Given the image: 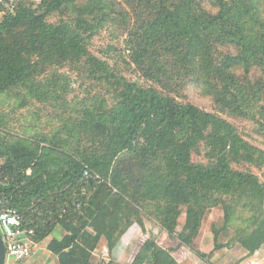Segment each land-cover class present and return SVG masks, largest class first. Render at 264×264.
<instances>
[{"label": "trees", "instance_id": "1", "mask_svg": "<svg viewBox=\"0 0 264 264\" xmlns=\"http://www.w3.org/2000/svg\"><path fill=\"white\" fill-rule=\"evenodd\" d=\"M120 1L21 3L0 21V94L22 87L38 97L35 82L62 69L106 94L82 104L66 139L15 138L0 126V203L58 264H93L102 236L111 252L142 217L174 235L182 214L178 241L196 254L193 240L213 209L223 222L210 227L214 250L236 218L233 237L253 254L264 244V185L252 172L264 171V150L220 114L264 119V0ZM53 14L61 18L47 22ZM115 18L126 56L153 86L127 80L91 52L92 38ZM191 86L217 113L182 101ZM199 151L205 163L192 161ZM143 249L140 264H175L151 241Z\"/></svg>", "mask_w": 264, "mask_h": 264}, {"label": "rangeland", "instance_id": "2", "mask_svg": "<svg viewBox=\"0 0 264 264\" xmlns=\"http://www.w3.org/2000/svg\"><path fill=\"white\" fill-rule=\"evenodd\" d=\"M10 1L12 0H0V21L7 13ZM116 1L121 2L120 0ZM27 2H31L33 9H36L40 0H23L16 6L17 9L21 3L25 4ZM60 14L65 17L64 12ZM60 14L49 16L47 22H56L61 18ZM115 19V23L108 24L92 38L90 44L91 52L98 59L107 62L115 70L119 71L127 80L138 82L143 86H153L152 83L144 80L139 75L126 56V31L124 26L119 21L117 22V18ZM54 79H57L55 83H53ZM35 83L38 85V97L32 96L22 87L10 89L0 94V126L5 133H9L15 138L39 140L46 137L48 142L53 141L54 138H69L68 135L69 130L72 128V123L82 117V114L78 113L82 104L93 103V100L103 98L106 95L104 89L88 80L84 75L75 71L69 72L68 69L59 70L57 74L41 76ZM43 90L49 93L46 98L40 97L41 93L44 92ZM184 95L187 98L182 101L217 113L211 100L195 91L194 87L191 86ZM220 116L232 122L245 140L264 150V125L261 126L264 124L263 118H258V122H255L251 120H234L223 114H220ZM192 161L205 163L203 151L193 153ZM252 172L257 175L260 182L264 185V171L252 170ZM183 217L184 215L181 219ZM181 223L182 221L180 220ZM212 223H218V227L222 226V211L220 209L211 210L201 227L205 230L210 229ZM241 226L240 221L234 218L229 230L220 232L219 245L235 252L243 251L244 249L233 237L234 230ZM259 250L257 259L259 257L264 262V244ZM35 258L32 257L25 264H43L35 260ZM5 260L6 262H13L12 258L8 256H6Z\"/></svg>", "mask_w": 264, "mask_h": 264}, {"label": "crops", "instance_id": "3", "mask_svg": "<svg viewBox=\"0 0 264 264\" xmlns=\"http://www.w3.org/2000/svg\"><path fill=\"white\" fill-rule=\"evenodd\" d=\"M183 215L177 219L174 235H169L161 230L158 223L152 218L142 217L136 220L119 238L118 243L111 252L107 249L105 237L102 236L92 253V263L140 264L136 261V258L147 254L143 246L145 242L151 241L155 246L166 251L175 264H264L259 257L257 259L258 251L260 250L253 254H248L245 250L235 252L225 247L214 250V238L210 229L205 230L202 227L197 237L193 240L196 254L200 257H205L200 259L194 252L181 245L178 241V235L184 225V217L181 219ZM180 220L182 221L181 224ZM53 236L60 238V229L58 227L53 232ZM32 257H36L35 260L43 264H58L57 257L47 250L43 242L36 243ZM32 257L21 262H14L13 259V262H6L5 260L4 264H25ZM141 264L149 263L146 260Z\"/></svg>", "mask_w": 264, "mask_h": 264}, {"label": "built area", "instance_id": "4", "mask_svg": "<svg viewBox=\"0 0 264 264\" xmlns=\"http://www.w3.org/2000/svg\"><path fill=\"white\" fill-rule=\"evenodd\" d=\"M23 0H12L7 7V13H14L17 5ZM5 14V15H6ZM88 177V173H84ZM0 234L5 245L6 256L14 262H21L31 258L36 248L33 240L34 231L25 227L17 211L5 207L0 203Z\"/></svg>", "mask_w": 264, "mask_h": 264}, {"label": "water", "instance_id": "5", "mask_svg": "<svg viewBox=\"0 0 264 264\" xmlns=\"http://www.w3.org/2000/svg\"><path fill=\"white\" fill-rule=\"evenodd\" d=\"M6 259L5 245L0 235V264H4Z\"/></svg>", "mask_w": 264, "mask_h": 264}]
</instances>
